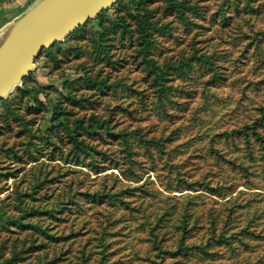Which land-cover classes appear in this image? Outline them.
Here are the masks:
<instances>
[{
    "label": "rangeland",
    "instance_id": "rangeland-1",
    "mask_svg": "<svg viewBox=\"0 0 264 264\" xmlns=\"http://www.w3.org/2000/svg\"><path fill=\"white\" fill-rule=\"evenodd\" d=\"M177 1L141 3L147 44L126 3L111 5L42 53L0 107V211L32 209L60 240L16 264H264V0ZM120 14L129 29L100 33ZM146 49L168 65L163 94ZM54 102L130 134L102 128L95 150H75L50 121Z\"/></svg>",
    "mask_w": 264,
    "mask_h": 264
},
{
    "label": "trees",
    "instance_id": "trees-1",
    "mask_svg": "<svg viewBox=\"0 0 264 264\" xmlns=\"http://www.w3.org/2000/svg\"><path fill=\"white\" fill-rule=\"evenodd\" d=\"M143 1L144 0H118L116 3L119 2L126 3L128 14L133 16V18L135 19L136 29L138 31V34L140 35V40H141L140 43L147 44L149 42L152 22L150 21V16L146 8L141 6V3ZM170 1L172 2L171 3L172 7H180L184 5V3H179L177 0H170ZM106 9H103L102 11ZM102 11L96 17L101 15ZM83 25H81L80 27H82ZM119 27H122L123 30H127L131 27V23L128 21L126 14H120L111 17L109 26L102 27L100 33L104 32L105 30L107 31L116 30ZM75 31H73L70 35H72ZM69 36H67L63 41H66ZM63 41L56 42L55 44H59ZM54 45H52L47 49H44L43 53L45 51H51ZM105 46L107 45L104 44L103 40L101 38H98L97 49H105ZM144 58L150 64V67L154 72V79L157 82L161 94H163L164 92H162V89L163 86H166V84L163 83L162 80L165 78V73L168 69V65L157 64V62L152 57H149V51L147 49L144 50ZM196 59L202 60V62H207L209 61V56L200 54L196 56ZM26 77L24 79H26ZM86 78H89V76H87ZM24 91L29 93L30 96L35 97L37 100H39L38 95L41 91L40 88H28L27 86H25ZM7 102H8V97L3 98L0 101V107L6 105ZM50 110H51L50 121L53 123V127L58 129L60 126H63L65 131L64 135L67 137L68 142L72 145L73 149L75 150L83 151L86 153L90 152L91 150L92 151L95 150V145L90 142L89 137L98 134L99 129L102 128L106 129L107 134L112 136L123 137L124 140H127L130 134V132H126V131H122V132L115 130L113 131L108 126L109 124L108 118H100L99 116L93 114L88 118L78 117L71 121L69 116H67L66 112L63 110L62 104L57 102L51 104ZM256 134L259 137H262L261 136L262 134L259 131H257ZM139 136L141 137L142 140H144L143 134H139ZM144 141L147 142L149 140L145 139ZM156 142L160 143V140H157ZM19 211L20 212L16 213V215L15 213L9 215L6 212V210L0 211V220H2L1 222L3 223L2 225L3 229L1 230L6 229V231L15 235L12 244L11 243L6 244V242L3 241V244L0 245V264H16L17 262L16 255H18V251L28 252L27 254H29L33 250L40 251V249L43 248L44 250L43 252H47L51 243L53 242L57 243L60 241V240H54V239H58L59 236L53 235L52 232H50L49 230L50 228L44 226L43 221L35 222L33 220V218L36 216V213H34L32 209H25V210L20 209ZM41 237H45L48 242L46 244H43V242L40 243L39 239ZM10 246L12 247L13 250H11L10 254H7V249ZM56 256L57 255H53V258H50V254H44L43 258L42 257L41 259L38 258L39 264H51V263L55 264L54 261L56 259ZM25 259L26 257L23 256L20 257L19 260L23 261Z\"/></svg>",
    "mask_w": 264,
    "mask_h": 264
},
{
    "label": "water",
    "instance_id": "water-1",
    "mask_svg": "<svg viewBox=\"0 0 264 264\" xmlns=\"http://www.w3.org/2000/svg\"><path fill=\"white\" fill-rule=\"evenodd\" d=\"M118 0H40L12 26L0 46V101L34 69L44 49L63 41Z\"/></svg>",
    "mask_w": 264,
    "mask_h": 264
},
{
    "label": "crops",
    "instance_id": "crops-1",
    "mask_svg": "<svg viewBox=\"0 0 264 264\" xmlns=\"http://www.w3.org/2000/svg\"><path fill=\"white\" fill-rule=\"evenodd\" d=\"M40 0H0V41L15 22Z\"/></svg>",
    "mask_w": 264,
    "mask_h": 264
},
{
    "label": "bare ground",
    "instance_id": "bare-ground-1",
    "mask_svg": "<svg viewBox=\"0 0 264 264\" xmlns=\"http://www.w3.org/2000/svg\"><path fill=\"white\" fill-rule=\"evenodd\" d=\"M6 37H7V36L4 35V37H3V39H2L3 42H1L0 46L4 43V41L6 40Z\"/></svg>",
    "mask_w": 264,
    "mask_h": 264
}]
</instances>
